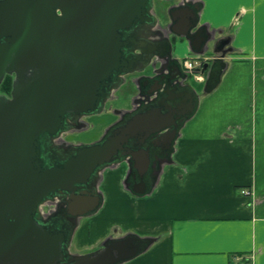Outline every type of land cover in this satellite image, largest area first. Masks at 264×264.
I'll list each match as a JSON object with an SVG mask.
<instances>
[{
	"label": "water",
	"instance_id": "obj_1",
	"mask_svg": "<svg viewBox=\"0 0 264 264\" xmlns=\"http://www.w3.org/2000/svg\"><path fill=\"white\" fill-rule=\"evenodd\" d=\"M181 1L169 10V29L203 54L213 38L197 28L203 3ZM163 29L154 0H0V84L14 77L11 95H0V264H120L156 241L129 232L87 253L70 251L80 219L104 203L102 171L127 161V189L151 193L198 109L200 95L183 83ZM157 59L161 74L136 81L146 102L118 110L94 142L60 141L85 116L101 114L127 74ZM226 66L223 56L214 60L205 93ZM46 203L56 208L45 214Z\"/></svg>",
	"mask_w": 264,
	"mask_h": 264
},
{
	"label": "crops",
	"instance_id": "obj_2",
	"mask_svg": "<svg viewBox=\"0 0 264 264\" xmlns=\"http://www.w3.org/2000/svg\"><path fill=\"white\" fill-rule=\"evenodd\" d=\"M194 1L200 25L229 37L221 81L200 96L151 193L135 195L125 177L99 188L104 203L79 221L72 252L134 232L157 239L120 264H264V0ZM166 35L174 58L193 54L186 37Z\"/></svg>",
	"mask_w": 264,
	"mask_h": 264
},
{
	"label": "rangeland",
	"instance_id": "obj_3",
	"mask_svg": "<svg viewBox=\"0 0 264 264\" xmlns=\"http://www.w3.org/2000/svg\"><path fill=\"white\" fill-rule=\"evenodd\" d=\"M171 1L173 0H155V7L154 10L157 13V15L160 18V22L161 24L166 27L168 29V25L170 24V18L168 15V5L171 3ZM209 31L212 34V37H214L215 41L218 40L217 36L219 34V32L216 29H209ZM222 36H225L224 33ZM227 37V38H226ZM226 39H229L228 35L225 36ZM214 39H212L209 42V46L211 47V51L207 52V56H209L207 58V60H210L212 63V58H216L218 57L220 54L215 52V41ZM229 42V40H228ZM227 46V45H226ZM227 56V55H226ZM225 56V58H226ZM211 57V59H210ZM180 61H184V58H180ZM227 65H228V61H227ZM147 72V71H145ZM150 72V70L148 71ZM138 76V73H130L126 76V82L125 84H123L119 89L115 90L113 92V96L110 99V101H108L107 105H106V109L105 112L101 115H95V116H89V117H84V126L78 130H73L70 131L66 134H64L63 138L64 141L66 143H73V144H79V143H90V142H94L95 140H97L100 136L103 135V133L105 132L106 128L112 124L113 122H115L118 118L119 115L117 113H115L116 110H129L132 108V106L134 105V97H137V92H138V88L134 83V80L136 79V77ZM14 78V77H13ZM13 78L9 79L8 82H6V84L4 86L0 87V94L7 90V95H11V91H12V86H13ZM189 80L186 79V82H188L189 84H191L200 94L201 96L204 95V86H205V82L201 81V80H193L191 77L188 78ZM118 164H113L111 165L109 168L105 169L102 174H101V178L99 181V188L101 187L103 189V185L104 183L109 181H112V178L110 177H116V179H118L119 182H121L120 180H122V178L126 177L125 176V172L127 171V167H128V163L126 162L125 164H120V167L114 168V166H117ZM122 165V166H121ZM125 171V172H123ZM116 179L113 178V181H117ZM103 182V184H102ZM107 183V184H108ZM133 201L129 200L127 201V203H131ZM56 208V205L53 203H46L45 205L42 206V210L43 213L48 214L50 213L52 210H54ZM85 220H87V218H82V221L84 222ZM115 228H117L115 226ZM114 230V228L111 229V232ZM115 234H120L118 232V229L116 231ZM102 242L98 243V247L101 245ZM78 246L73 245L72 246V250L76 251L73 253H87L91 248L88 247L87 249H78L76 248ZM96 247V248H98ZM94 248V249H96ZM79 251V252H78ZM72 252V251H71Z\"/></svg>",
	"mask_w": 264,
	"mask_h": 264
},
{
	"label": "flooded vegetation",
	"instance_id": "obj_4",
	"mask_svg": "<svg viewBox=\"0 0 264 264\" xmlns=\"http://www.w3.org/2000/svg\"><path fill=\"white\" fill-rule=\"evenodd\" d=\"M226 38L224 37V38H221V39H218L217 40V43H216V49L218 50L219 48H221V49H219L220 51H225V46H226V44H224L225 42H226ZM169 65H171L174 69H175V64H174V62L172 61V62H169L168 63ZM146 71H149V69L148 70H146ZM161 73H157V74H155V76H157V75H160ZM154 76V77H155ZM8 77H11V79L13 78V76H11V75H9V76H7L5 79H4V81L0 84V87L1 86H4L5 84H6V82H7V78ZM148 91V89H146L145 90V92H147ZM137 93H140V90H138V92ZM0 95H5V96H7V90H5V91H3ZM8 96H10V95H8ZM142 96H140V94L137 96V97H135L134 98V105L132 106V107H139V106H141V100H142ZM144 99V98H143ZM110 101V100H109ZM144 102H146L145 101V99L143 100ZM84 123V122H83ZM62 141H63V139H61Z\"/></svg>",
	"mask_w": 264,
	"mask_h": 264
},
{
	"label": "built area",
	"instance_id": "obj_5",
	"mask_svg": "<svg viewBox=\"0 0 264 264\" xmlns=\"http://www.w3.org/2000/svg\"><path fill=\"white\" fill-rule=\"evenodd\" d=\"M203 65L204 62L199 58H187L185 61V69L188 73H192L199 80H203ZM249 193V191H247Z\"/></svg>",
	"mask_w": 264,
	"mask_h": 264
},
{
	"label": "trees",
	"instance_id": "obj_6",
	"mask_svg": "<svg viewBox=\"0 0 264 264\" xmlns=\"http://www.w3.org/2000/svg\"><path fill=\"white\" fill-rule=\"evenodd\" d=\"M10 77L7 78V82L9 81Z\"/></svg>",
	"mask_w": 264,
	"mask_h": 264
}]
</instances>
